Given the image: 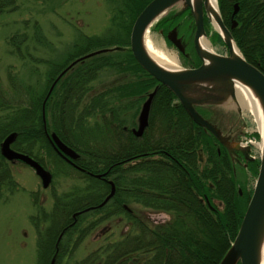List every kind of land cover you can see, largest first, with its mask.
<instances>
[{"label": "trees", "instance_id": "16d2710c", "mask_svg": "<svg viewBox=\"0 0 264 264\" xmlns=\"http://www.w3.org/2000/svg\"><path fill=\"white\" fill-rule=\"evenodd\" d=\"M151 1L115 0L109 34L84 38L60 64L48 62L42 87L26 86L11 75L7 87L0 83V112L5 113L0 116V142L16 133L15 151L45 169L51 164L53 176L72 174L79 182L66 194H53L49 212L36 203L37 194L31 195L39 213L31 217L37 234L34 264H50L54 257L55 264L72 260L103 225L99 245L71 264H219L236 237L252 194H239L237 178L246 171L239 162L244 160L247 171L258 165L250 162L247 151L228 152L196 126L175 96L133 58L131 28ZM236 2L232 37L245 60L264 74V0H218L228 24ZM15 10V0H0V14ZM33 30L41 43L38 24ZM25 39L11 37L16 54ZM101 50L105 52L79 61L57 80L68 64ZM103 72L126 80L100 89L93 84ZM157 86L148 128L134 137L131 128L140 104ZM51 132L80 155L74 165L53 149L47 136ZM65 164L71 173L62 168ZM0 170V186L5 183L14 191L17 185L2 157ZM103 174L102 179L94 177ZM108 181L115 194L97 208L109 194ZM146 211L166 214L169 220L155 224ZM115 223L126 228L117 237L112 235Z\"/></svg>", "mask_w": 264, "mask_h": 264}, {"label": "water", "instance_id": "95a60500", "mask_svg": "<svg viewBox=\"0 0 264 264\" xmlns=\"http://www.w3.org/2000/svg\"><path fill=\"white\" fill-rule=\"evenodd\" d=\"M187 9L194 21L193 45L201 65L191 69L164 68L148 54L145 47L146 34L155 23L166 18L170 11L173 10L177 15ZM238 9V4H235L233 16L237 14ZM205 16L228 49V56L217 55L212 50L202 47V39L207 38L204 29ZM234 26H236L235 21H233ZM168 39L181 53L184 52L175 31L168 35ZM129 44L138 65L159 85L166 87L193 123L210 133L228 152L240 149L231 128L235 121L242 122L236 89L244 88L256 104L257 124L261 137L259 170L237 235L219 264H264V74L244 59L231 33L223 24L218 6L215 12L210 8L208 0H152L136 18L131 29ZM233 45L238 53L233 51ZM103 52L105 51L91 53L82 60ZM76 63H72L65 69L57 80ZM53 86L54 84L49 93ZM157 90L158 86L147 96L141 106L137 128L132 130L135 137H141L149 125L151 105ZM200 110L212 111L215 119L203 117L199 113ZM16 138L17 134L11 133L4 139L0 145L1 156L9 162L19 161L33 169L43 189H47L51 184L52 175L37 161L11 149ZM49 139L54 149L69 163L79 159V154L66 146L55 133H52ZM109 185L110 193L98 208L103 207L114 196V184L109 182ZM79 214L81 213H77ZM50 264H55V257Z\"/></svg>", "mask_w": 264, "mask_h": 264}, {"label": "rangeland", "instance_id": "374dc122", "mask_svg": "<svg viewBox=\"0 0 264 264\" xmlns=\"http://www.w3.org/2000/svg\"><path fill=\"white\" fill-rule=\"evenodd\" d=\"M115 5V0H15V11L0 14V83L7 87L8 76L11 75L26 86L31 85L35 89L42 87L48 62L60 64L72 52L74 45L84 38H102L109 34L113 25L112 17L116 15ZM35 24L41 29V43H37L34 37ZM210 34H213L212 28ZM16 35L26 36L20 54H16L10 45L11 37ZM146 39L150 43L156 42L164 51L171 53L178 67H188L177 50L151 28ZM212 46L214 51L219 48L215 44ZM125 80L122 75L103 72L93 85L102 89ZM3 115L5 113L0 112V116ZM246 123L248 131L254 128L250 117ZM136 127L137 122L133 128ZM9 168L17 187L11 192L5 183L0 187V264H34L37 234L31 217L39 213L31 195L37 194L36 203L45 212H49L53 206V194H66L79 182L73 180L75 176L72 174L53 176L55 169L49 164L47 170L52 174V183L49 188L43 189L40 179L28 166L15 162L9 163ZM62 168L71 173L66 164ZM255 169L239 174L238 190L241 195L243 191L252 192L258 167ZM81 187H84L83 183ZM214 203L218 205L216 201ZM131 207L140 209L134 205ZM146 212L155 224L169 220L166 214ZM104 228L105 225L101 226L86 238L72 260H65L63 264L79 261L93 251L99 245L100 233ZM125 229L124 225L117 227L115 223L112 235L117 237Z\"/></svg>", "mask_w": 264, "mask_h": 264}, {"label": "flooded vegetation", "instance_id": "af4514ba", "mask_svg": "<svg viewBox=\"0 0 264 264\" xmlns=\"http://www.w3.org/2000/svg\"><path fill=\"white\" fill-rule=\"evenodd\" d=\"M233 11H234V6H233ZM233 11H232L230 19H229V24H228L227 20H224L222 17L223 24H224L225 28L230 33L237 26L236 25L233 27ZM238 11H239V9H238ZM210 27H211L210 22L205 17L204 18V28H205L207 37L210 38V41L212 42V44H215L219 47L218 49H215V53H217L219 55L226 56L228 54V50L222 44L220 36L218 38L216 36H214L216 33L215 31H213V34H210V29H209ZM153 31L155 33H158L159 35L163 36L165 39V42L170 43V44H171V42H169L168 35L171 32L175 31L176 35H177V39L180 40L184 52L180 53L176 48L175 49L181 55L183 61H185L189 67H196V66L201 64V62H200L199 58L197 57L195 50H194L193 38H194L195 28H194V22L189 15V10L184 11L179 16V18L176 20L175 19L166 20V21H163L159 27L154 26ZM231 128L233 129L232 132L235 133V138L238 140L240 138L241 133H242L241 132L242 122L235 121ZM239 164L244 167V165H245L244 160H241L239 162Z\"/></svg>", "mask_w": 264, "mask_h": 264}, {"label": "bare ground", "instance_id": "6f19581e", "mask_svg": "<svg viewBox=\"0 0 264 264\" xmlns=\"http://www.w3.org/2000/svg\"><path fill=\"white\" fill-rule=\"evenodd\" d=\"M208 4L212 10H214L215 12L217 11L216 0H208ZM201 44L203 48H206L208 50L212 49L207 39H202ZM145 47L150 57L155 62H157V64L161 65L164 68H168V69H175L178 67L176 58L171 53L164 51L163 48L160 47V45L157 44L156 42L150 43L146 39ZM232 47H233V51L235 53H238L237 48L234 45ZM236 97L241 107L243 108L249 107L254 111V113H257L256 104L252 101L250 95L244 88L236 89Z\"/></svg>", "mask_w": 264, "mask_h": 264}, {"label": "built area", "instance_id": "2783aa9c", "mask_svg": "<svg viewBox=\"0 0 264 264\" xmlns=\"http://www.w3.org/2000/svg\"><path fill=\"white\" fill-rule=\"evenodd\" d=\"M248 142H249V143H251V144L253 143V141H252V140H249Z\"/></svg>", "mask_w": 264, "mask_h": 264}]
</instances>
